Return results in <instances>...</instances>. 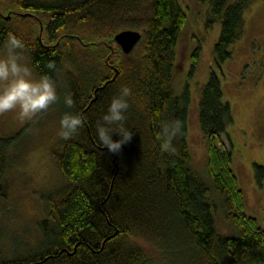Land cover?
Instances as JSON below:
<instances>
[{"label":"trees","instance_id":"trees-1","mask_svg":"<svg viewBox=\"0 0 264 264\" xmlns=\"http://www.w3.org/2000/svg\"><path fill=\"white\" fill-rule=\"evenodd\" d=\"M206 1V29L220 21L198 111L210 181L188 164L189 89L176 95L171 86L174 46L186 21L179 0H0V41L9 31L21 38L36 74L58 83L59 119L71 111L83 120L53 150L62 182L46 197L36 247L19 254L0 241V264H143L153 255H169L171 264H264V218L260 225L244 212L231 153L222 146L233 117L217 72L243 33L252 0ZM123 29L140 32L127 52L115 40ZM199 49L191 53L190 73ZM122 85L132 89L126 124L133 134L112 153L99 142L96 125ZM69 93L70 109L63 103ZM177 118L183 130L173 141L176 151L162 153L161 123ZM14 139L0 136V174ZM253 167L263 181L264 166ZM219 206L234 234L215 230L212 209Z\"/></svg>","mask_w":264,"mask_h":264},{"label":"rangeland","instance_id":"rangeland-1","mask_svg":"<svg viewBox=\"0 0 264 264\" xmlns=\"http://www.w3.org/2000/svg\"><path fill=\"white\" fill-rule=\"evenodd\" d=\"M179 2L185 10L186 21L174 46L175 70L171 86L176 95L186 86L189 89L188 164L210 181L206 136L199 126L198 111L201 87L214 67L212 47L220 33V21L206 29L209 8L206 0ZM243 20V33L231 44V56L221 63V69H217L222 100L229 103L233 117L226 126L228 137L224 134L220 137L222 146L228 147L231 153L230 166L242 191L243 210L263 225L264 180L256 179L253 164L264 166V0L250 1L243 11ZM198 44V61L190 73L191 53ZM23 55L32 68L27 50ZM33 75L37 76L34 70ZM60 102L61 98L32 121H21L15 113L0 115V136L14 134L15 137L7 167L0 174V241L9 248L15 247L19 254L36 247L40 238L39 222L45 218L48 208L46 197L62 182L53 157V150L61 138L56 114ZM212 211L215 230L223 234L236 232L220 206L213 207ZM172 262L169 255H153L143 264Z\"/></svg>","mask_w":264,"mask_h":264},{"label":"clouds","instance_id":"clouds-1","mask_svg":"<svg viewBox=\"0 0 264 264\" xmlns=\"http://www.w3.org/2000/svg\"><path fill=\"white\" fill-rule=\"evenodd\" d=\"M27 45L15 33L9 31L0 41V115L15 113L21 121H32L46 112L60 99L58 83L48 74L33 75V69L25 62L24 51ZM47 68L55 70L49 62ZM132 89L122 85L114 95L96 125L99 142L109 152L117 153L132 138V131L126 124V113L130 107ZM67 108H72L74 100L69 93L63 97ZM83 127L79 114L66 111L59 119V136L65 140L74 137ZM157 136L162 153H175L173 143L182 135L183 123L172 119L161 123ZM114 136L117 137L114 139Z\"/></svg>","mask_w":264,"mask_h":264},{"label":"water","instance_id":"water-1","mask_svg":"<svg viewBox=\"0 0 264 264\" xmlns=\"http://www.w3.org/2000/svg\"><path fill=\"white\" fill-rule=\"evenodd\" d=\"M140 36V32L133 29H123L115 34V40L122 49L129 51Z\"/></svg>","mask_w":264,"mask_h":264}]
</instances>
